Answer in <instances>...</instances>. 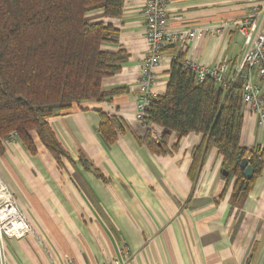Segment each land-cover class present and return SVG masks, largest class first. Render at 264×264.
<instances>
[{
  "label": "crops",
  "instance_id": "1",
  "mask_svg": "<svg viewBox=\"0 0 264 264\" xmlns=\"http://www.w3.org/2000/svg\"><path fill=\"white\" fill-rule=\"evenodd\" d=\"M262 1L168 0V26L238 21ZM143 4L124 0L121 15L110 19L119 35L107 48L122 49L128 57L118 73L102 80L108 99L82 102L49 119L70 159L62 158L58 166L35 133V154L18 139L6 141L0 179L32 231L21 238L4 237V264H105L126 256V264H264V164L250 189L238 194L235 178L227 184L222 158L202 134L189 133L164 154L140 142L147 129L135 119L147 52ZM243 44V36L228 27L220 35L209 33L187 45L166 47L154 71L153 91L164 94L171 63L179 55L207 67L225 62L231 74L241 61ZM253 80L264 89L256 74ZM101 112L122 127L112 144L98 133ZM243 113L240 143L260 149L264 162L258 116L248 107ZM151 129L153 137H160L159 127ZM176 141L171 133L166 146ZM198 147L202 152L194 175L190 172ZM80 153L89 168L79 161Z\"/></svg>",
  "mask_w": 264,
  "mask_h": 264
},
{
  "label": "trees",
  "instance_id": "2",
  "mask_svg": "<svg viewBox=\"0 0 264 264\" xmlns=\"http://www.w3.org/2000/svg\"><path fill=\"white\" fill-rule=\"evenodd\" d=\"M123 8L124 0H0V153L15 133V139L35 154V133L58 166L62 158L70 159L49 119L82 102L108 99L102 80L118 73L128 57L122 49L107 48L119 35L110 19L119 17ZM183 60L182 55L174 59L164 94L151 100L145 117L150 126L140 142L164 154L174 151L189 133L202 134L221 156L227 184L235 178L234 191L246 193L264 162L260 149L240 143L242 80L229 86L209 77L199 81ZM100 116L98 133L112 144L122 127L114 116ZM154 126L161 129L159 139L152 135ZM171 133L177 141L167 147ZM199 150L190 174L198 170ZM242 158L252 166L251 179L243 176ZM79 161L90 167L83 153Z\"/></svg>",
  "mask_w": 264,
  "mask_h": 264
},
{
  "label": "built area",
  "instance_id": "3",
  "mask_svg": "<svg viewBox=\"0 0 264 264\" xmlns=\"http://www.w3.org/2000/svg\"><path fill=\"white\" fill-rule=\"evenodd\" d=\"M167 3L168 0H144L142 7L147 52L142 59L138 79L139 96L136 101L135 119L143 127L148 128L150 126L145 117L151 100L158 97L152 89L155 80L154 71L158 67L162 52L166 47L170 45H187L198 37L209 33L220 35L228 27H233L243 36L244 44L241 61L235 66L231 74H227V64L225 62L207 67L196 61L185 59L183 60V66L190 70L197 80L201 81L209 77L222 86L232 85L240 78L242 80L244 109L246 107L251 108L257 114L264 136V89L261 90L253 80V74H256L264 87V0L252 7L248 15L241 20L224 21L217 25H200L183 29H173L168 26ZM15 137L16 134L11 133L9 139L13 140ZM154 137L159 138V133L154 134ZM31 231V224L15 196L7 184L0 179V264H4V237L21 238ZM122 248L128 254V248ZM125 258L124 260L114 258L105 264H126L127 256Z\"/></svg>",
  "mask_w": 264,
  "mask_h": 264
},
{
  "label": "water",
  "instance_id": "4",
  "mask_svg": "<svg viewBox=\"0 0 264 264\" xmlns=\"http://www.w3.org/2000/svg\"><path fill=\"white\" fill-rule=\"evenodd\" d=\"M239 166H240V168L243 171L244 178L247 179V180L248 179H251L252 176H253V169H252V166L249 163L248 159L247 158H242L240 160ZM222 174L224 176H226L227 175V172L223 170Z\"/></svg>",
  "mask_w": 264,
  "mask_h": 264
}]
</instances>
